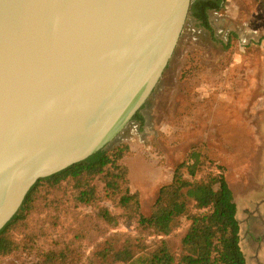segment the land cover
I'll list each match as a JSON object with an SVG mask.
<instances>
[{
  "label": "water",
  "instance_id": "water-1",
  "mask_svg": "<svg viewBox=\"0 0 264 264\" xmlns=\"http://www.w3.org/2000/svg\"><path fill=\"white\" fill-rule=\"evenodd\" d=\"M192 0H0V231L145 106Z\"/></svg>",
  "mask_w": 264,
  "mask_h": 264
},
{
  "label": "rangeland",
  "instance_id": "rangeland-1",
  "mask_svg": "<svg viewBox=\"0 0 264 264\" xmlns=\"http://www.w3.org/2000/svg\"><path fill=\"white\" fill-rule=\"evenodd\" d=\"M209 21L212 31L189 12L174 55L141 110L144 123L131 122L112 146H130L123 164L146 215L191 152H200L208 163L196 180L217 173L208 160L223 166L247 263L264 264V11L258 0H224L221 11L209 12ZM184 176L192 180L187 172ZM103 205L117 216L115 228L89 220L93 215L87 207L65 209L56 222L52 211L34 214L25 232L16 235L18 241L31 237V246L23 242L34 251L21 249L0 258V264H33L41 261L37 251L65 248L81 250V264H90L106 239L140 235L137 221L127 220L116 203L105 200ZM189 226L183 217L165 237L177 255ZM158 239L144 234L151 247Z\"/></svg>",
  "mask_w": 264,
  "mask_h": 264
},
{
  "label": "trees",
  "instance_id": "trees-1",
  "mask_svg": "<svg viewBox=\"0 0 264 264\" xmlns=\"http://www.w3.org/2000/svg\"><path fill=\"white\" fill-rule=\"evenodd\" d=\"M264 11V0H258ZM224 0H196L190 12L201 25L212 31L209 12H219ZM146 105V104H145ZM143 109V108H142ZM141 109V110H142ZM141 110L132 122L144 123ZM125 143L111 145L87 160L39 180L29 191L19 212L0 231V258L28 250L31 237L18 241L16 235L26 230L28 219L37 213L53 212L55 222L67 209L91 208L89 220L115 228L118 218L103 205L113 201L127 220H136L140 235L121 241L114 237L96 251L90 264H248L241 247V227L234 193L225 168L212 160L217 173L196 180L208 164L200 152H191L175 171L172 183L159 189L151 213L144 214L138 193L131 190L128 168L123 160L129 155ZM187 172L192 180L185 178ZM66 205V206H65ZM183 217L190 222L181 240V252L175 254L165 240L179 227ZM159 238L151 247L144 234ZM41 261L33 264H81L84 253L78 249L38 252Z\"/></svg>",
  "mask_w": 264,
  "mask_h": 264
}]
</instances>
